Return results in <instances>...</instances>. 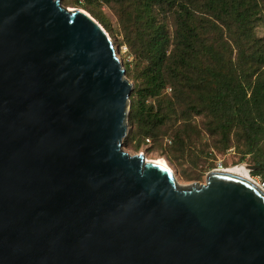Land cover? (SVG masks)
<instances>
[{
    "label": "water",
    "instance_id": "95a60500",
    "mask_svg": "<svg viewBox=\"0 0 264 264\" xmlns=\"http://www.w3.org/2000/svg\"><path fill=\"white\" fill-rule=\"evenodd\" d=\"M131 90L82 9L0 0V264H264V190L125 151Z\"/></svg>",
    "mask_w": 264,
    "mask_h": 264
},
{
    "label": "trees",
    "instance_id": "16d2710c",
    "mask_svg": "<svg viewBox=\"0 0 264 264\" xmlns=\"http://www.w3.org/2000/svg\"><path fill=\"white\" fill-rule=\"evenodd\" d=\"M123 5L133 9L120 21L126 52L144 63L135 67L124 143L156 137L155 128L179 114L182 126L170 133V145L188 149L193 112L211 118L225 148L235 133L243 157L262 151L264 38L254 29L264 22V0H126ZM261 157L255 164L262 168L252 175L264 176Z\"/></svg>",
    "mask_w": 264,
    "mask_h": 264
},
{
    "label": "rangeland",
    "instance_id": "374dc122",
    "mask_svg": "<svg viewBox=\"0 0 264 264\" xmlns=\"http://www.w3.org/2000/svg\"><path fill=\"white\" fill-rule=\"evenodd\" d=\"M124 1L126 0H60V3L68 9H84L109 34L124 69L125 65L129 64L130 71L128 74L125 72V76L132 83L133 90L135 83L133 75L136 71L138 72V70L135 71L136 64L144 65V63H139V60L136 62L134 60L135 55L127 53L123 43L120 21H124L127 13L133 10L132 8L125 9ZM169 24V30L172 32L174 25L171 19ZM254 32L257 36L264 38V22L257 26ZM235 52L236 50L234 49L231 55L234 56ZM129 105L130 100L128 102V110ZM190 120L192 124L189 125V138L187 140H191L192 143L188 149L179 151L170 145V133H176L180 129L179 127L182 126L179 114L177 117H172V120H168L165 125L157 126L154 130L156 137L149 136V138H146L145 136L144 139L134 140L129 145H126L124 140H122V148L129 154L143 153L147 159L153 160L157 157H164L169 164L177 185L181 188L204 183L213 169H225L245 164L256 165L255 161L261 156V158L264 157V147L259 153L253 152L243 157V145H238V138L235 133L230 134V145L225 148L223 146V136L214 129V123L207 114H195L192 112ZM126 124L127 134L131 128L128 117L126 118ZM250 172L252 173V171ZM259 174H262V172L255 175L251 174V176L255 177Z\"/></svg>",
    "mask_w": 264,
    "mask_h": 264
},
{
    "label": "bare ground",
    "instance_id": "6f19581e",
    "mask_svg": "<svg viewBox=\"0 0 264 264\" xmlns=\"http://www.w3.org/2000/svg\"><path fill=\"white\" fill-rule=\"evenodd\" d=\"M81 9V8H80ZM86 14H88L91 18H93L88 12H86L84 9H82ZM95 20V19H94ZM101 26V25H100ZM102 27V26H101ZM104 30V29H103ZM106 32V31H105ZM106 34L109 36V34L106 32ZM146 160H150V161H154V162H157L167 168L170 169L169 167V164L167 163L166 159L164 157H157L155 159H147L145 157ZM215 170H219L218 168L215 169ZM224 170L226 171H229V172H232L233 174H236V175H239V176H242L244 178H247L251 181H254L256 184V180L251 176V172L249 173V169L246 165H235V166H232V167H229V168H225Z\"/></svg>",
    "mask_w": 264,
    "mask_h": 264
},
{
    "label": "built area",
    "instance_id": "2783aa9c",
    "mask_svg": "<svg viewBox=\"0 0 264 264\" xmlns=\"http://www.w3.org/2000/svg\"><path fill=\"white\" fill-rule=\"evenodd\" d=\"M255 180H256V182H257V184H258V186L262 189V190H264V176H260V175H256L255 177L254 176H252Z\"/></svg>",
    "mask_w": 264,
    "mask_h": 264
}]
</instances>
